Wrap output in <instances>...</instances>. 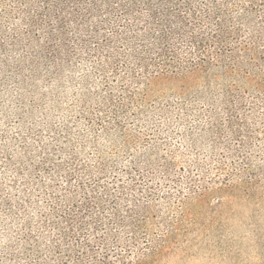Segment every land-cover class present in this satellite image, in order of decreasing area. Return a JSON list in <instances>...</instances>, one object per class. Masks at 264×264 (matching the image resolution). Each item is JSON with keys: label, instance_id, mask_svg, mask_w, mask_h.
<instances>
[{"label": "trees", "instance_id": "obj_1", "mask_svg": "<svg viewBox=\"0 0 264 264\" xmlns=\"http://www.w3.org/2000/svg\"><path fill=\"white\" fill-rule=\"evenodd\" d=\"M94 1L91 8L103 5L116 13L115 21L121 23L117 33L120 25L122 32H130L125 40L130 52L124 56L137 60L136 69L125 65L114 76L117 98H112L113 85L107 84L116 112H128L137 93H128V81L141 78L138 70L147 79L162 75L203 80L202 91L209 94L205 125L213 149L222 154L186 165L165 159L159 167L162 179L157 180L146 170L150 160L145 168L130 161L124 178L108 171L106 161L91 165L73 153L64 155L66 147L40 145L41 156L26 172L15 170L16 193L8 192L0 203L5 216L16 217L12 253L26 264H150L148 259L164 251L169 238L202 226L204 212L212 213L215 221L227 205L264 200V0ZM43 3L40 17L49 18L59 9L54 0ZM56 14L57 27L48 28L50 42L67 34L60 11ZM102 18L95 30L105 26ZM104 42L113 46L115 39L107 34ZM21 173L26 176L19 179ZM161 185L173 187L182 217H193L192 227L183 230V218L151 223L168 228L139 255L132 249L134 236L123 233L146 223L145 213H150ZM137 191L149 198L141 200ZM190 201L197 210L183 209Z\"/></svg>", "mask_w": 264, "mask_h": 264}, {"label": "rangeland", "instance_id": "obj_2", "mask_svg": "<svg viewBox=\"0 0 264 264\" xmlns=\"http://www.w3.org/2000/svg\"><path fill=\"white\" fill-rule=\"evenodd\" d=\"M54 1L59 9L44 18L38 15L43 0H0V203L8 192L16 193L15 170L26 172L41 156L42 144L66 147L64 155L73 153L91 165L106 161L108 171L124 178L130 161L145 168L150 160L146 170L157 180L162 179L159 167L165 159L186 165L222 154L213 149L205 125L209 94L202 91L203 80L162 75L147 79L138 70L141 78L128 81V93L137 92L128 112H116L107 84L113 85L112 98H117L114 76L118 78L125 65L137 68L135 55L124 56L130 52L125 41L130 32H122L120 25L117 33L121 23L115 21L116 13L103 5L91 8L94 0ZM56 11L67 34L50 42L47 33L57 27ZM101 17L106 24L95 30ZM107 34L115 39L113 46L105 44ZM200 113L205 114L198 117ZM23 176L18 174L19 179ZM158 190L150 213H145L146 223L123 233L134 236L132 249L139 255L168 228L151 223L183 218L182 229L192 227L193 217H182L173 187L161 185ZM136 197L145 200L149 195L137 191ZM183 209L198 208L190 201ZM15 218L0 208V264H26L12 253ZM213 218L204 212L202 226L169 238L164 251L148 259L150 264H264V200L227 205L223 215Z\"/></svg>", "mask_w": 264, "mask_h": 264}]
</instances>
